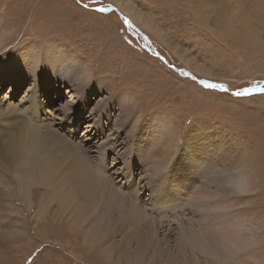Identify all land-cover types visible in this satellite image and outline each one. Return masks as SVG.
Listing matches in <instances>:
<instances>
[{"label": "rangeland", "instance_id": "1", "mask_svg": "<svg viewBox=\"0 0 264 264\" xmlns=\"http://www.w3.org/2000/svg\"><path fill=\"white\" fill-rule=\"evenodd\" d=\"M250 1L240 20L221 0H0V98L21 106L49 87L53 145L79 148L140 205L125 220L127 199L99 189L106 204L86 215L66 187L51 192L57 174L39 176L28 220L8 213L0 264H264V92H229L264 81V17ZM110 5L122 17L94 8ZM28 50L36 74L11 64ZM57 58L65 71L51 73ZM228 231L239 248L219 249ZM204 233L216 249L200 247Z\"/></svg>", "mask_w": 264, "mask_h": 264}, {"label": "bare ground", "instance_id": "2", "mask_svg": "<svg viewBox=\"0 0 264 264\" xmlns=\"http://www.w3.org/2000/svg\"><path fill=\"white\" fill-rule=\"evenodd\" d=\"M211 1H213L211 3H214V0ZM239 1L246 3L245 0H221L224 4V10L228 9L230 15H232L234 7H236L234 12L241 15L240 6L238 4ZM263 1L264 0L250 1L255 6V9H253L255 10L254 15H258L262 18L264 17ZM233 17L234 15L231 16V18ZM241 19L242 15L240 20ZM217 22L220 23L219 21ZM250 28L251 27H247L246 29L248 34L252 35L254 30ZM231 29V27H226V31L228 32H230ZM32 53V50L20 52V60H16L15 62L11 61V64L15 65L14 69H22L29 74L34 73L38 64H36L37 57ZM49 54L52 57L58 56L57 51H51ZM57 63L58 58L51 65V73L55 72L53 70L65 71L63 68L58 69ZM43 65H46L45 61ZM76 72H78V69H76ZM33 78V80H37L36 76ZM57 86H59V84ZM17 89L20 90V86ZM41 92L43 95L50 97L49 87L45 89L43 84L37 83V85L31 89V93L26 97L27 102L19 98L18 102H20V105L22 106L26 102L25 104H28L26 107L18 106L15 102L12 103L11 99L10 102H8L5 96H3L2 99L0 98V238L8 237V225H14V216L8 214L9 212H14L24 221L28 220V212L31 207L29 200L31 186L35 181H38L42 185L51 182L52 180L49 179V176L54 173L59 176V179L53 186L56 190L51 192L56 194V192H61L66 187L68 190L65 196L76 198L79 205H85L84 213L86 215H95L96 211L98 214L101 208L106 204L102 198L96 197V190H106L109 193V199L113 197L111 193L123 196L127 201H124L122 203L124 206L121 207L128 206V209H125L126 220L130 216L132 210H139L140 205L120 192L118 188L122 183L113 182L109 179L110 177L108 178L107 175H102L99 171H97L96 176L94 171L87 166L83 152L79 148H76L75 152L71 153L53 145L58 137L55 132V127L51 126L54 125V120H52V117L46 115L47 109L40 96ZM21 111L22 113L30 112L33 119H24L23 121L21 118L17 121L15 117L22 115ZM64 114L66 115V111ZM143 138L147 139V137ZM153 140L158 139L153 136ZM162 147L166 148L164 144ZM50 158H52V160L48 161ZM89 169L94 177H91L92 174L89 173ZM39 176L42 177V180L46 183H43ZM127 185L129 186V184ZM134 191H138L137 188H134ZM134 195H136L135 192ZM13 203H19L21 210L16 212ZM96 216L99 217V215ZM95 224L96 223L93 221L94 226ZM1 228H6V231H2ZM208 234L209 233H204V239L200 247L216 249L214 239H209ZM232 236V231H228L227 235L217 234V237L224 243V246L219 247V249L239 248L241 242L237 245L236 243H238V240L231 238Z\"/></svg>", "mask_w": 264, "mask_h": 264}, {"label": "water", "instance_id": "3", "mask_svg": "<svg viewBox=\"0 0 264 264\" xmlns=\"http://www.w3.org/2000/svg\"><path fill=\"white\" fill-rule=\"evenodd\" d=\"M96 10L97 9H99V8H103V9H105V11L104 12H107L108 10H115L117 13H118V11H117V9H115L113 6H107V7H94ZM118 15L120 16V17H122V15H120L119 13H118ZM124 23L126 24V25H129V26H131L132 27V25L130 24V22L127 20V19H124ZM163 61H165V59L163 58V57H160ZM175 71L176 72H178V73H184L187 77H189V78H191V79H193L194 81H196L198 84H200V85H202V86H204L202 83H201V81H206L207 83H209V84H218V85H222V84H220V83H217V82H213V81H210V80H208V79H205V78H197V77H195V76H193V75H191L190 73H188L187 71H185V70H183V69H181V68H177V69H175ZM257 85H253V86H249V87H244V88H240V89H236V90H233V91H229V92H231V93H236V92H240L241 90H243V89H254V91H251V92H248L247 94H244V95H248V94H252V93H257V92H260V89L259 88H257L256 87ZM259 86H264V81H261L260 82V84H259ZM205 87V86H204ZM212 89H219V90H224V91H228L227 89H226V87L225 86H223V88H212ZM243 95V96H244Z\"/></svg>", "mask_w": 264, "mask_h": 264}, {"label": "snow or ice", "instance_id": "4", "mask_svg": "<svg viewBox=\"0 0 264 264\" xmlns=\"http://www.w3.org/2000/svg\"><path fill=\"white\" fill-rule=\"evenodd\" d=\"M97 11L99 12H103L105 11V9L103 8H99L97 9ZM201 83L206 87V88H223V85H218V84H209L206 81H201ZM257 88L260 89L261 92H264V87H261L259 85L256 86ZM254 91V89H243L240 92H236L234 93V95H244L247 94L248 92Z\"/></svg>", "mask_w": 264, "mask_h": 264}]
</instances>
